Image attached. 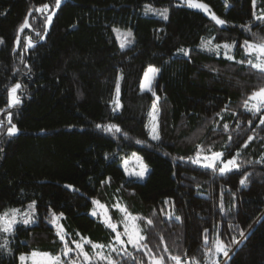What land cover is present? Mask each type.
<instances>
[{
  "label": "trees",
  "instance_id": "obj_1",
  "mask_svg": "<svg viewBox=\"0 0 264 264\" xmlns=\"http://www.w3.org/2000/svg\"><path fill=\"white\" fill-rule=\"evenodd\" d=\"M185 1L0 0V214L35 202L31 223L0 231V264H19L33 251L59 253L82 238L92 242L83 243L92 257L85 264H176L172 256L180 264H264V124L262 111L243 107L264 87L243 47L264 43V20L255 18L264 16V0H194L208 14ZM147 7L166 8L167 19ZM213 13L226 23L216 24ZM144 21L150 29L138 37ZM114 29L131 31L123 47ZM149 66L158 75L141 90ZM16 84L20 102L9 106ZM153 103L157 140L149 134ZM131 152L149 168L143 181L120 165ZM197 152L235 157L238 167L219 174L194 163ZM94 200L123 244L90 215ZM129 216L143 236L135 246L124 235ZM217 238L228 256L212 255Z\"/></svg>",
  "mask_w": 264,
  "mask_h": 264
},
{
  "label": "snow or ice",
  "instance_id": "obj_2",
  "mask_svg": "<svg viewBox=\"0 0 264 264\" xmlns=\"http://www.w3.org/2000/svg\"><path fill=\"white\" fill-rule=\"evenodd\" d=\"M61 3V0H56V6H59ZM187 3L190 7H195V8H202L207 10V5L203 4V3H197L194 2V0H187ZM253 4L255 5V0H253ZM48 8V5L45 4L40 8L35 9L37 12L40 11H44ZM146 11H156L159 15L163 16L165 19H167V12L168 10L165 9H160V10H156V9H152L151 7H147ZM255 15V14H254ZM258 20H264V16H256L255 17ZM49 21L51 20V17L47 18ZM212 19L215 20L216 24L218 25H223L226 22L219 19L218 17L215 16V14H212ZM28 19L27 17L24 19L23 23L20 25V30H23L25 27L28 26ZM114 31H120L119 29H114ZM127 35H131V31L129 30L127 33ZM210 42H202L201 47L202 48H207L208 44ZM28 46H31V40L29 39L28 41ZM122 47L124 46L123 44L121 45ZM224 48H230V45H224ZM243 47L245 49V53H252L255 52L256 55V62H253L251 59H249L247 61V63L253 68L256 69L258 71H260L261 73H264V43H260V44H253V43H249V41L245 40ZM217 48H219V46H217ZM184 51V54L187 55V52L185 50H181ZM227 59L231 60L233 59V57L231 55H228L227 53H225ZM245 61H240V63H244ZM158 70L152 67H149V69L145 72V78L144 80L141 82V90H143L145 87H149L151 84V78L149 77V73H156ZM119 77L117 78V97L119 96ZM21 87L20 84H16L14 85L12 88L9 89V106H12L14 104H18L20 102L19 97L16 95V91L17 89H19ZM158 99V98H157ZM117 108L120 106L119 105V100H116V105ZM243 107L248 110L251 111L253 113H259L262 110H264V87L259 88V90L257 91H253L247 99H245L243 101ZM158 109L156 107V104L153 103L152 106V113H150L151 116V120H152V125H151V131H150V136L153 140H157L159 139V134L157 132V125L155 123L156 121V113H157ZM260 123L264 124V115H262L260 117ZM97 127H100V125H97ZM225 127H227V125H225ZM106 129L108 131H112L115 130L117 132L120 131L119 127H117L116 125H111V126H106ZM17 132V128L14 124H11L10 127H8V134L9 135H13ZM249 139H252V137H249ZM138 143L140 141H137ZM199 147V146H198ZM135 156V154H133ZM199 157V153L197 154ZM223 154L220 152H213L211 154V156H205L204 160L208 161V163L206 164L207 167L210 168H215V161L220 160V157ZM136 159H140L139 157H136ZM194 163H199L200 160L196 159L195 161H193ZM125 165H127V160H125ZM146 165H143V163L141 162V171H137V172H132V173H128L129 175H134V176H138V177H142L144 175V170H146ZM238 167V164L236 163V158L233 157L232 159L228 160L227 162H225L223 164L222 167H219V171L221 173H225L227 171H230L231 168H236ZM127 171V168H126ZM245 180L242 179L241 180V184H244ZM167 202V201H165ZM94 204H99V201H93ZM34 204L35 202H33L32 205H29V208H34ZM101 208H103V205H100ZM114 207L120 208V210L122 212H127L126 208H122L120 205H114ZM18 213L17 209H10L8 212L2 213L0 214V231H4V232H11L13 230V225L16 223V215ZM11 215V218H9V216ZM61 216L63 215L62 213L60 214ZM92 215H97L96 211L93 210ZM130 219L135 220L137 219L136 217H131L129 216ZM59 217L53 213L50 219V223H52L53 225L57 224ZM22 222L24 224H29L31 223L30 219L27 218H22ZM104 223L106 224L107 227L112 228L115 231V225L111 223V219L106 218L104 220ZM149 223H151V221H149ZM59 230L57 231V236L59 237V239L61 241H64L65 239V234L63 232V226H58ZM207 230H205L206 232ZM125 235H127L128 237V243L135 245H138V241L139 240H143V236L139 235V229L133 227V229L131 231L127 230L124 233ZM79 235V234H78ZM120 233H117L115 239L117 241V243L123 244L124 241H122L120 239ZM241 236L244 235L243 232L240 233ZM83 239V243H92L91 241L87 240V238H82ZM76 244V248L79 249L80 254L83 256L84 260L87 262L88 260L92 259V257L89 256V254L87 252L84 251V247H83V243H79V242H75ZM232 243H236V240L233 239ZM4 247H6V244L4 245ZM105 247L104 245L101 244H92V248L93 249H100ZM73 249L69 248L67 243L64 244V250H63V254L67 255L68 252L72 251ZM113 250L114 247H113ZM212 251V250H210ZM216 253H222L225 257L228 256V246L224 244V242L222 240H220L219 238H217L214 241V251H212V255L214 256ZM97 255H100V257L103 259V255L100 253H97ZM41 258L43 264H64V261L61 260V256L60 255H51L50 253L47 252H37V251H33L29 256H25V255H21L20 259L21 261H25L26 259H33V261L36 260V258ZM172 260L176 261V264H180V257L179 256H172L171 257ZM69 264H76V261H70ZM109 264H114V262L109 258ZM154 264H163V260L162 258L160 259H154ZM213 264H218L217 261H213Z\"/></svg>",
  "mask_w": 264,
  "mask_h": 264
},
{
  "label": "rangeland",
  "instance_id": "obj_3",
  "mask_svg": "<svg viewBox=\"0 0 264 264\" xmlns=\"http://www.w3.org/2000/svg\"><path fill=\"white\" fill-rule=\"evenodd\" d=\"M61 1H63V0H61ZM194 2H197V3H201V2H199V1H194ZM185 4L187 5V6H189L188 5V3H187V0L185 1ZM204 4V3H203ZM190 7V6H189ZM55 8H56V6L54 7V11H55ZM192 8H194V9H199V10H202L204 13H206V14H208L209 12V8L207 7V10H205V9H202V8H195V7H192ZM53 13L54 12H51L49 15H48V17H52L53 16ZM48 22H50L49 20H48ZM150 29V24L147 22V21H144V22H141V23H139L138 24V27H137V33H138V37L140 36H143L148 30ZM114 32V35H115V38H116V40L118 39L119 40V43H120V45L121 44H123L124 42H126V37L128 36L126 33L127 32H125V31H113ZM253 44H255V43H253ZM223 52V51H222ZM252 57H254L255 59H256V53L255 52H252V53H249ZM149 67H152V68H155V69H157L158 70V68H156V67H154V66H149ZM149 67L146 69V71L149 69ZM145 71V72H146ZM158 75V71L156 72V73H154V74H152V73H149V77L151 78V84H152V82H153V80L155 79V77ZM144 78H145V73H144V75H143V77H142V79H141V82L144 80ZM151 84H150V86L149 87H145L143 90H147V89H149L150 87H151ZM140 85H141V83H140ZM141 88V87H140ZM261 115H264V110H262V114ZM6 118L8 119L9 117H8V115L6 116ZM0 125H1V119H0ZM10 125H11V123L9 122L8 123V125H7V133H8V127H10ZM200 154L199 155V157H198V155L197 154ZM133 154H135V156L133 155ZM212 154V153H211ZM211 154H203V153H201V152H197V153H195V155L193 156V158H194V161L196 160V159H199L200 160V162L199 163H197L198 165H200L201 167H205V168H210V167H207L206 166V164L208 163V161H205L204 160V157L205 156H211ZM136 157H139L140 159L138 160V159H136ZM233 157H231V158H228V159H223V157L221 156L220 157V160H218V161H215V165H216V167L215 168H210V169H213V170H215L217 173H219V174H223V173H221L220 171H219V167H222L223 166V164L225 163V162H227L228 160H230V159H232ZM125 160H127V165H125ZM141 162L143 163V165H146L145 164V162L143 161V159H142V157L137 153V152H131L129 155H127L126 157H124V159L122 160V162L120 163V165H121V167H122V169H123V171H124V173L128 176V177H133V178H135V179H137V180H139V181H143L144 179H145V177H146V175H147V173H148V171H149V168L148 167H146V170H144V175L142 176V177H138V176H134V175H129L128 173H132V172H137V171H141ZM147 166V165H146ZM126 168H127V171H126ZM237 168V167H236ZM236 168H231V170H233V169H236ZM228 172V171H227ZM100 205H103L104 207L103 208H101L100 207ZM14 209H16V208H14ZM18 210V213H17V215H16V223H23L22 222V218H27V219H30V220H32L33 219V217H32V210H31V208H27V209H17ZM93 210H95L96 211V213H97V215H92V212H93ZM8 212V211H7ZM90 215L91 216H94V217H99V219L104 223V220L106 219V218H109L110 217V215H109V212H108V210H107V208L105 207V205L104 204H101V203H99V204H94L93 203V207H92V209L90 210ZM9 218H11V215L9 216ZM110 219H111V217H110ZM15 223V224H16ZM111 223L112 224H114L115 225V231L117 232V233H119L118 231L119 230H117L116 228H117V225H116V222H114L112 219H111ZM135 220H132V219H128V221L125 223L126 224V228H127V230H129V231H131L132 229H133V227H135ZM14 224V225H15ZM105 224V223H104ZM13 225V226H14ZM53 225V224H52ZM106 225V224H105ZM58 226H61V223L59 222V221H57V224L56 225H53V227H54V230H55V232L57 233V231L59 230V227ZM136 228V227H135ZM112 229V228H111ZM125 235V234H124ZM127 236V235H126ZM124 236H120V239H122ZM127 238V237H126ZM69 247V246H68ZM70 248V247H69ZM71 249H73L72 251H70V252H68L67 253V255H64L63 254V250H61L59 253H53V252H50V251H37V252H41V253H43V252H47V253H50L51 255H60L61 256V260L62 261H64V264H69V262L70 261H76V264H85V260H84V258H83V256L80 254V251H79V249H77L76 248V246L75 247H73V248H71ZM32 253V252H31ZM31 253H29V254H23V255H25V256H29ZM71 253H73V256L71 255ZM22 255V254H21ZM21 255L19 256V264H43V262H42V260H41V258H36V260L35 261H33V259H31V258H29V259H26L25 261H21V259H20V257H21ZM90 256V255H89ZM91 257V256H90ZM89 261V260H88ZM87 261V262H88ZM151 264H154V261L151 263Z\"/></svg>",
  "mask_w": 264,
  "mask_h": 264
}]
</instances>
